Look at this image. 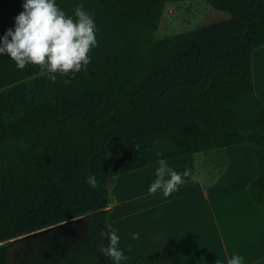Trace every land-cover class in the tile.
Returning <instances> with one entry per match:
<instances>
[{
    "label": "trees",
    "instance_id": "16d2710c",
    "mask_svg": "<svg viewBox=\"0 0 264 264\" xmlns=\"http://www.w3.org/2000/svg\"><path fill=\"white\" fill-rule=\"evenodd\" d=\"M177 1L57 0L68 15L80 5L94 14L98 46L85 70L55 83L37 65L19 70L0 56V264H98L102 227L101 248L117 233L109 184L160 158L215 155L223 172L225 148L253 143L258 177L248 193L264 209V103L252 66L264 46V0H205L230 17L157 37ZM22 4L0 0V35Z\"/></svg>",
    "mask_w": 264,
    "mask_h": 264
},
{
    "label": "crops",
    "instance_id": "0c3cea01",
    "mask_svg": "<svg viewBox=\"0 0 264 264\" xmlns=\"http://www.w3.org/2000/svg\"><path fill=\"white\" fill-rule=\"evenodd\" d=\"M263 50L264 46L253 51L252 66L255 91L264 103ZM223 153L227 163L214 181L205 182L198 167V156L203 153H198L166 160L183 177L168 197L162 191L138 193L137 187L123 195L118 191L124 199L121 210L113 201L108 210L109 214L115 210L110 223L127 257L121 264H227L234 254L244 258L243 264H264V209L248 193V186L258 177L256 146L234 145ZM211 162L207 159L204 165L210 167ZM238 162L247 169L232 177Z\"/></svg>",
    "mask_w": 264,
    "mask_h": 264
},
{
    "label": "clouds",
    "instance_id": "9594fccd",
    "mask_svg": "<svg viewBox=\"0 0 264 264\" xmlns=\"http://www.w3.org/2000/svg\"><path fill=\"white\" fill-rule=\"evenodd\" d=\"M22 7L23 11L14 18V28L9 27L0 35V56H8L19 70L29 64L39 66L53 83L57 74L68 76L71 73L74 77L87 68L92 59L89 53L98 46L93 13L80 5L73 15H68L57 0H23ZM158 164L156 179L148 192L162 191L164 197H168L183 183V177L168 165L166 159L160 158ZM187 174L185 172L183 176ZM86 183L91 189L98 187L94 175H89ZM108 240V245L100 251L112 264H121L127 257L119 247V234L109 233ZM243 261L242 256L234 254L227 264H243Z\"/></svg>",
    "mask_w": 264,
    "mask_h": 264
},
{
    "label": "rangeland",
    "instance_id": "374dc122",
    "mask_svg": "<svg viewBox=\"0 0 264 264\" xmlns=\"http://www.w3.org/2000/svg\"><path fill=\"white\" fill-rule=\"evenodd\" d=\"M229 17L230 14L228 12L214 9L205 0H185V1L169 2L166 4V7L164 9L162 20L160 22L156 36L162 38V37L178 34L184 31L194 29L204 24L224 20ZM261 55L262 53L259 52L257 56H259L260 58ZM263 61H264L263 58H261V63H263L261 64V66L264 65ZM247 152H249V150ZM239 156L240 155L238 153V157H236V160L237 159L239 160ZM207 159L209 158L207 155L205 156V154H200L198 156V164H199L198 167L200 169V172L203 174V178L205 182L214 181L217 177H219L218 175L222 173L221 159H219L215 155L211 156V159H215L216 161L212 160L211 164L213 165H211L210 167L204 165L205 160ZM237 164L238 167H234L232 171V177L236 176V178L242 174V171L247 169L244 166V164H241L239 162ZM250 164H251V159H249L247 166L248 168ZM158 166L159 165H156L155 167L152 166L150 167V169L145 171L137 170V171H133L132 173L130 172L121 175L116 178L114 183L109 184L110 196L112 197L113 203L117 204L116 208L119 211L121 210L122 207L121 204L123 203L124 199L123 196H119L118 191L122 194L126 191H129L130 189L137 187L136 189H138V193L144 192L146 194H150L148 192V188L151 185V183L155 180V171ZM236 169H238L237 173L234 174V171ZM248 176L249 175H247L246 178ZM117 209H116V215L118 213ZM114 213L115 210H113L112 213L109 214V221L111 216L114 218Z\"/></svg>",
    "mask_w": 264,
    "mask_h": 264
},
{
    "label": "water",
    "instance_id": "95a60500",
    "mask_svg": "<svg viewBox=\"0 0 264 264\" xmlns=\"http://www.w3.org/2000/svg\"><path fill=\"white\" fill-rule=\"evenodd\" d=\"M99 213H100V211H97V212L94 213V216H95L97 222H98L97 216L99 215ZM83 219H84V217L82 216V217H79V218H76V219H73V220L64 221V222H61L59 224H56V225H53V226H49V227H46V228H43V229H40V230H37V231H35V232H33V233L29 234V235H24V236L20 237L19 240L20 239H25L26 237H28L30 235L38 236V235H40L42 233H47L49 231L54 230L55 228H57L59 226H67V225H72L73 223H81V222H83ZM102 229H103V235L101 237V241H100L99 247L97 249V254L99 255L98 264H101L102 261H103V257H102V255L100 253V249H101V247H103L105 245L106 233H105V230H104L103 227H102Z\"/></svg>",
    "mask_w": 264,
    "mask_h": 264
},
{
    "label": "bare ground",
    "instance_id": "6f19581e",
    "mask_svg": "<svg viewBox=\"0 0 264 264\" xmlns=\"http://www.w3.org/2000/svg\"><path fill=\"white\" fill-rule=\"evenodd\" d=\"M238 160V159H237ZM245 173V172H244ZM144 181V180H143ZM140 183V182H139ZM145 183V182H144Z\"/></svg>",
    "mask_w": 264,
    "mask_h": 264
}]
</instances>
